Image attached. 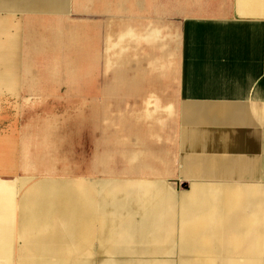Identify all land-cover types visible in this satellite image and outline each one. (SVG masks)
Wrapping results in <instances>:
<instances>
[{"label":"crops","instance_id":"crops-1","mask_svg":"<svg viewBox=\"0 0 264 264\" xmlns=\"http://www.w3.org/2000/svg\"><path fill=\"white\" fill-rule=\"evenodd\" d=\"M233 1L229 0L230 6L202 9L199 12L208 13L188 17L180 26L172 132L164 130L162 123L172 115L168 97H164L163 108L150 93L138 92L137 78L117 66L121 60L108 65L116 70L111 69L112 77L106 81L115 84L107 93L120 98L104 97L99 100L102 107H84V100L82 105L72 104V110L82 111L76 118L80 123H95L90 128L98 149L91 161L97 165L90 171L70 173L87 179L82 190L75 192L68 181H49L42 188L54 197L62 187L65 190L64 204L72 207L64 221V245H72L73 240L77 250L60 259L36 252L57 250L56 237L62 235L51 225L47 236L31 238L36 248L30 264H91L88 254L145 255L99 259L93 264H205L206 255L207 264H264V250H259L264 249V10L241 7L240 0L233 6ZM116 8L108 0H0V16L59 15L64 25L78 30H97L120 14ZM150 53H156L155 47ZM38 55H44L43 60L51 57L39 53L33 59L41 61ZM103 59L81 62L98 64ZM86 68L68 77L85 74L92 82L87 74L97 71ZM139 77L143 88L149 83L157 90L164 88L160 74L153 76L145 70ZM13 78L17 87L11 92L8 74L0 72V253L19 250L24 254L20 264H26L25 229L34 231L39 225L26 227L24 192L33 191L34 186L26 187L24 136L18 121L10 123L8 96H24L29 83L25 80L33 76L17 73ZM48 79L40 78L39 83ZM98 90L102 95V89ZM130 93L142 96L134 102L139 109H111L119 120L102 126L93 120V111L110 110L106 104L128 103L123 100ZM75 144L71 141L70 145ZM143 174L153 175V180ZM168 183L184 188L177 199ZM190 249L211 252H183ZM171 254L185 257L164 258ZM0 264H4L2 259Z\"/></svg>","mask_w":264,"mask_h":264},{"label":"bare ground","instance_id":"bare-ground-1","mask_svg":"<svg viewBox=\"0 0 264 264\" xmlns=\"http://www.w3.org/2000/svg\"><path fill=\"white\" fill-rule=\"evenodd\" d=\"M108 2L111 8L117 6L115 10L118 11L119 8L120 14L111 16L110 19H107L108 22L102 23L97 30L72 29L69 25L62 23L64 19L59 17V15L24 16L20 27H17L18 22L15 18L0 16V72L8 74V88H13L12 85L16 82L13 77L21 72L24 77L33 76L32 80H28L29 83L25 82L24 87L29 86V90H36L37 96H39L38 91L42 93L59 85L62 87L67 86V92L72 94L77 87L85 86L90 89L92 84L87 78L78 77L76 81L69 84L71 82L68 80L70 78L68 75L74 71L88 69L86 67H91L89 68L91 70L101 71L105 62L109 65L121 60V66H123V53L124 47L127 45L126 41L140 37L153 43L154 40L160 37L158 29L152 27L151 18L154 16H162L164 14L177 15L180 13L194 14L209 7L230 6L229 0H108ZM240 3L239 6L244 8L259 7L264 10V0H240ZM90 45H94L91 51ZM39 53L51 54V57L41 61L33 59V56ZM94 54L97 57L93 58ZM102 56L104 59L98 64H83L81 62L90 58L99 61ZM120 70L124 69L121 67ZM145 70L141 68L139 72L144 73ZM43 77H50V79L46 81L47 83H39V79ZM51 77H54L52 79L55 83L52 82ZM111 82L112 84L100 82L96 86L102 89L103 94L112 92L115 84H113V80ZM75 101L82 105L83 99L74 100L73 102ZM70 111L69 113L75 115V118H61L60 123L55 124V119L50 116V119L45 123H40L49 130L48 132L45 129L42 131L41 125H35V127L33 126L30 129L31 133L41 131V135L47 136L38 137L33 135L24 141L22 164L25 171L42 174H69L73 171L85 172V167L89 169L97 165L92 163L90 166H82L81 162L75 161L76 157L74 158V154L69 149L71 141L77 143L80 140L81 143L83 131H88L90 135H93L90 128L93 122L85 121V123H80L76 118L81 116L82 111L79 109H71ZM50 113L53 114V111ZM93 113H96L93 116V120L100 126H102L103 122L108 123L111 120H119V114L113 110L93 111ZM39 138L41 139L40 142ZM26 141H29L30 144H25ZM76 148L75 144L72 150L74 151ZM79 159L82 161L83 158ZM59 191L61 192L59 196L65 200L63 187ZM62 199L52 213L66 217L69 210L66 209L67 206ZM76 215L79 217V213ZM78 233L80 234L79 228ZM55 243L57 250H36V252L40 251L41 254H48L47 256H49L52 251L58 259L60 257L64 258L71 253L70 250H65L66 248L60 235H57ZM6 251L8 252V250ZM33 251H25L26 254L30 253L28 257H25L26 264L34 262L31 254ZM190 251L194 253L211 252V250L207 249L183 250V252Z\"/></svg>","mask_w":264,"mask_h":264},{"label":"rangeland","instance_id":"rangeland-1","mask_svg":"<svg viewBox=\"0 0 264 264\" xmlns=\"http://www.w3.org/2000/svg\"><path fill=\"white\" fill-rule=\"evenodd\" d=\"M233 2H234L233 6H236L238 0H234ZM201 12H196L194 14L180 13V14H177L178 16L176 14H164L162 16H154L153 18H151L152 27L157 28L160 31V37L154 40L153 43H151L150 41L144 40L143 38H140V37L133 38V40L131 39V41L130 40L126 41L127 45H125L124 53H123V56H124L123 63L124 64L122 63L123 66L117 64V66H121L124 70H129L128 76L130 78L131 76L137 78L139 86H140L138 89L140 91L138 92L150 93L151 97L157 99L159 102H162V104L164 103V97H168V101L171 105V108L173 109L172 115L170 119L168 120L165 116V118H163L164 120H162V123H163L164 130H167L168 128V131H171V132L174 130L175 124H176L175 104H176L177 95L175 91H176V85H177V77H178L177 75H178V72L180 71L179 69L180 58H181V45L180 44H181V39H182L180 26L188 17L202 16L200 14ZM202 13H208V12H202ZM7 16H11V18H15L18 22L17 27H20L21 21L25 15H7ZM72 16L75 18V17H83L85 15H72ZM14 23L16 24V22ZM152 45L153 47L156 48V53H153L155 55L154 57L152 56L153 54L150 53V48H152ZM162 54H164L163 55L164 58L161 62H159V58L162 57L161 56ZM35 57L43 60L45 56L38 55ZM141 68L146 69L147 73L151 75L153 74V76L160 74L162 76L161 79H162L164 88L162 90H157L156 86L150 85L151 83L147 84V86L143 88L141 77H139V71ZM111 69L112 67L110 68V66H108V64H106L105 62L104 68H102L101 71L94 72L93 74L91 73L90 75L87 74L88 78L89 76L93 78V79L92 78L90 79L92 81L91 88L86 89L85 86L77 87V89L74 88L75 91L73 92V94L67 92L66 90L67 86L62 87L60 85L55 86V88L54 89L52 88V90L51 89L49 91L45 90L42 93H38L39 96H37L35 91L29 90L28 89L29 86L24 87L26 88L24 96L10 94L8 96L10 123L11 121H14V120L16 122L18 121L19 127L23 131L24 141L28 140L33 135H37L38 137L40 136L45 137L47 135H41V131L36 132V133H31L30 129L33 126L35 127V125H41L40 123H45L47 120L50 119V116L53 117V119H55V124L60 123L61 118H66V117L75 118V115L70 114L68 111L69 108L70 109L73 108L72 104L77 103L76 101L73 102L74 100H80L82 98L86 102L84 107L94 108V107H102L103 104L101 103V101L99 102V100H101L104 97L110 100L114 98H120L121 95H117V94L111 95L110 93H107L104 96L103 94L100 95V93H98L99 88H97L96 85L99 84V82H106L108 78L112 77ZM82 78L85 79V74H83ZM76 79L77 77L68 78V80H70L71 82L69 84H72L73 81H76ZM43 81H46V80H43ZM52 82H54V80H52ZM12 87L13 88L9 90L11 92H14L17 87V82H15L12 85ZM131 88H132V84H130V89ZM164 93L167 96H164ZM141 99H142V96L140 95L136 96V94L132 95V93H130L128 96L125 97V100H123V102L127 101L128 103H123V104H118V105L106 104L105 107L110 110L120 109L122 111H126L129 109L134 110V108L139 109L141 106H136L134 102L135 100L137 101ZM93 101H97L98 104L96 105L93 104ZM66 103L70 105H67ZM161 106L164 108V104ZM166 106L167 105H165V107ZM52 111H53V114L50 113ZM163 112L167 113L168 111L163 110ZM43 129L47 130V132L49 131L44 126H42L41 130L43 131ZM164 130L160 131L162 135H164ZM83 133L84 134L81 139V143H80V140L77 139L79 140L76 143L77 148L74 149L72 153L74 154V158L76 157V160H75L76 162L77 161L78 163L81 162L82 166H88V165L90 166L93 163L91 160L93 156L96 154L95 152L98 148H96V144L94 142V139H95L94 136L90 135L88 131L86 132L83 131ZM156 133H159V131ZM152 139L151 138L149 139L150 145H152L151 143H153ZM40 141L41 139L39 138V142ZM52 141L55 143L54 140ZM25 144L29 145L30 142L26 141ZM81 157L83 158L82 161L81 159H79ZM90 170L92 169L91 168L87 169V167H85V171H90ZM99 175H100V179H103L104 176H102L101 174ZM143 176L146 178H149L150 180H153V177H152L153 175L143 174ZM24 177H25L26 187L28 185L34 186L33 191L26 189L24 192V197H25L24 203H25V208H26L25 221L27 223L26 227L39 225L38 226L39 229H36L35 231H31V229L28 230L27 228L25 229L26 239L24 242L26 243V248L24 252L26 250H29V251L34 250L36 247H35L34 242H32L31 238H39L45 235L47 236L49 234V229L51 225L52 226L56 225V227H58V229L56 228V233H57V230H58V233H61L62 238H63V243H64V235H65V230H66L64 228L65 227L64 221L68 219H65V217H61L59 214L56 215V218H54L55 214L52 213V210H51L53 204H58L60 202L59 199H62L59 196L61 192L60 191L56 192V197H54V193L51 194V192L44 190L42 188V185L49 181L58 182V183H65L68 181L70 182L69 184L71 188L75 190V192H77L78 190H82V186L86 184L87 179L85 178L84 180L83 178H81L79 174H76V175L70 174V173L69 174H42V173H35V172L29 173L27 172V170L25 171ZM80 181H82V183H79ZM231 185H234V184H231ZM231 185L229 184V186ZM167 186L172 188L171 190L174 196L176 197V199L184 191V188L175 187L174 184L172 183H168ZM71 207L72 206L69 203L66 209L70 211ZM9 209L12 210L11 208ZM50 218L54 219L53 224L48 222ZM31 222L33 223L31 224ZM70 233L71 232L69 231V234ZM28 239H30L31 241H29ZM72 242H73L72 245L71 243L65 244V247H66L65 250H77L75 248L73 240ZM37 246H40V245L37 244ZM174 249L178 250V248H173V250ZM43 250H49V249L43 248ZM259 250H264V249L262 247ZM49 255L51 257H55V254L52 251ZM28 256L29 254L27 253L25 257H28ZM68 256H71V254L70 255L68 254L65 257H68ZM131 256L132 255L108 256L106 254H88L87 255L88 258H91L93 263L99 259H110L113 257H131ZM23 257H24L23 252H20L19 250L18 252L16 250H8V253L7 252L0 253V259H2L4 264H20L23 260ZM132 257H145V255H133ZM178 257L180 258V257H185V256L180 255V254L164 255V258H175L176 259ZM196 257L201 258V256H196ZM203 258H204V263L206 262L205 264H207L208 256L207 255L203 256Z\"/></svg>","mask_w":264,"mask_h":264}]
</instances>
